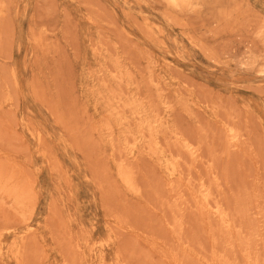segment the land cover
Here are the masks:
<instances>
[{
  "label": "rangeland",
  "instance_id": "obj_1",
  "mask_svg": "<svg viewBox=\"0 0 264 264\" xmlns=\"http://www.w3.org/2000/svg\"><path fill=\"white\" fill-rule=\"evenodd\" d=\"M0 264H264V0H0Z\"/></svg>",
  "mask_w": 264,
  "mask_h": 264
}]
</instances>
